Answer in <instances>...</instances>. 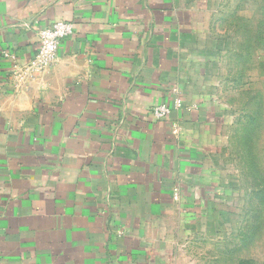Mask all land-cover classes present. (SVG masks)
<instances>
[{"label": "crops", "instance_id": "crops-1", "mask_svg": "<svg viewBox=\"0 0 264 264\" xmlns=\"http://www.w3.org/2000/svg\"><path fill=\"white\" fill-rule=\"evenodd\" d=\"M261 14L264 0H0V264L233 260L228 61ZM56 20L72 34L29 70Z\"/></svg>", "mask_w": 264, "mask_h": 264}, {"label": "rangeland", "instance_id": "rangeland-1", "mask_svg": "<svg viewBox=\"0 0 264 264\" xmlns=\"http://www.w3.org/2000/svg\"><path fill=\"white\" fill-rule=\"evenodd\" d=\"M255 23L258 27V19ZM263 26L261 14V28H253L252 25L249 43L236 45V50H239L236 60L228 61L229 65L233 64V75L227 78L232 83L228 87L227 99L231 98L235 114L234 137L230 140L235 161L232 181L234 203L231 205L233 221L228 228L233 229L234 234L221 238L219 242L225 245L227 241L229 247H234V253L232 260L231 253L220 252V264H264ZM259 37L261 43H258Z\"/></svg>", "mask_w": 264, "mask_h": 264}, {"label": "built area", "instance_id": "built-area-1", "mask_svg": "<svg viewBox=\"0 0 264 264\" xmlns=\"http://www.w3.org/2000/svg\"><path fill=\"white\" fill-rule=\"evenodd\" d=\"M73 24L65 20H56L49 27L39 30V47L27 68L29 70H42L54 59L61 39L72 34ZM174 107H180L179 100L174 101ZM170 107L167 104H157L151 114L154 118L164 119L168 116Z\"/></svg>", "mask_w": 264, "mask_h": 264}]
</instances>
